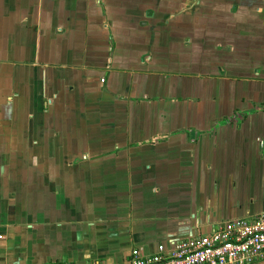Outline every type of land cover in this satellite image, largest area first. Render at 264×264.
Listing matches in <instances>:
<instances>
[{"label": "crops", "instance_id": "crops-1", "mask_svg": "<svg viewBox=\"0 0 264 264\" xmlns=\"http://www.w3.org/2000/svg\"><path fill=\"white\" fill-rule=\"evenodd\" d=\"M263 211L264 0H0V264H121Z\"/></svg>", "mask_w": 264, "mask_h": 264}, {"label": "built area", "instance_id": "built-area-1", "mask_svg": "<svg viewBox=\"0 0 264 264\" xmlns=\"http://www.w3.org/2000/svg\"><path fill=\"white\" fill-rule=\"evenodd\" d=\"M264 262V211L250 221H235L215 231L181 240L168 250L141 255L131 249L121 264H256Z\"/></svg>", "mask_w": 264, "mask_h": 264}, {"label": "flooded vegetation", "instance_id": "flooded-vegetation-1", "mask_svg": "<svg viewBox=\"0 0 264 264\" xmlns=\"http://www.w3.org/2000/svg\"><path fill=\"white\" fill-rule=\"evenodd\" d=\"M100 81H102V80H100Z\"/></svg>", "mask_w": 264, "mask_h": 264}, {"label": "water", "instance_id": "water-1", "mask_svg": "<svg viewBox=\"0 0 264 264\" xmlns=\"http://www.w3.org/2000/svg\"><path fill=\"white\" fill-rule=\"evenodd\" d=\"M258 216V215H257ZM185 240V239H184Z\"/></svg>", "mask_w": 264, "mask_h": 264}]
</instances>
